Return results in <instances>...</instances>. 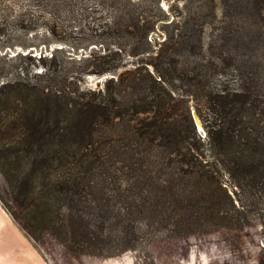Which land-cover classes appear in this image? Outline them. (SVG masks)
Listing matches in <instances>:
<instances>
[{"label": "trees", "instance_id": "obj_1", "mask_svg": "<svg viewBox=\"0 0 264 264\" xmlns=\"http://www.w3.org/2000/svg\"><path fill=\"white\" fill-rule=\"evenodd\" d=\"M91 1L108 14L96 16ZM27 3L0 13V32L39 19L47 30L91 24L90 43L131 47L79 71L40 55L43 69L0 83V203L47 264H120L127 251L135 264H163L161 250L170 264H223L197 256L206 237L240 252L247 227L264 219V0H183L153 49L136 0ZM86 73L109 76L91 88ZM179 95L196 102L203 134L186 106L173 115ZM43 235L58 254L42 249Z\"/></svg>", "mask_w": 264, "mask_h": 264}, {"label": "rangeland", "instance_id": "obj_2", "mask_svg": "<svg viewBox=\"0 0 264 264\" xmlns=\"http://www.w3.org/2000/svg\"><path fill=\"white\" fill-rule=\"evenodd\" d=\"M182 3L183 0H159L158 2L157 0H136V3L130 6V8L138 10L141 21L145 22L148 26L153 27L148 36L150 47H152V49L158 45L159 41L163 40L165 33L164 29H166V31L168 29L167 23L179 13ZM27 4V0H17L15 2L12 0H2L0 2V13L3 12L4 14V12L9 10H12V12L15 10L20 11L21 9L28 7ZM88 5L89 10L92 9L98 11V13L95 12L96 16L100 14L105 17L109 12L101 3L96 4L94 1H91ZM35 25L36 28L33 30H27L23 26L12 24L2 27L0 32V68L3 67L4 70L11 69L12 72L7 77H4L5 72L0 73V83L5 78L17 75L16 73L19 72L22 67L23 69H27L25 71H27L29 77L39 71L40 68L43 69V66L39 64L41 61L38 60L40 55L43 56L45 54L49 56L53 53L56 56L55 60L57 62L63 61L64 64H66V70L73 71L77 69L79 71L83 69H95L96 66H94L93 63L98 60L97 58H99V55L114 51L123 55L128 50H131V47L129 46L119 47L112 42L108 43L109 40H101L100 43H90L88 36L91 35V33H94L91 24L90 26L85 25L82 27L83 33L78 32V30L72 31L66 27H63L62 29L56 28L55 30H47L48 27H52V22L44 19H39ZM23 45L28 46L24 48L22 47ZM29 55L30 58L26 57ZM88 55V59L81 61V63L75 62L79 57L84 58ZM149 57L148 54H145L140 58L146 60L149 59ZM133 60V58L126 56L123 57L121 61L126 65L124 67H132L134 65L132 64ZM44 61L46 62V60ZM48 64H50V62H48ZM146 66L152 70L150 64H147ZM60 68L61 67H57V69ZM153 74L158 78L154 71ZM107 76H109V74L86 73L82 75L81 84L85 87L100 88ZM179 85H181V82L175 81V87H177L176 89L178 92H180ZM176 98L182 100L178 102V110H175V113L173 114L174 116H182L186 106L192 117L194 118L195 115L198 118L195 108L196 102L193 98L181 95L176 96ZM195 124L198 132L203 134L204 132L199 118L198 124L196 121ZM115 174L117 175L119 172L116 171ZM228 187L230 188L229 185ZM0 207L3 212H5L6 216H8L10 225L14 226L15 229H11V227L7 225V222L2 220L4 217L0 211V239L10 241H20L23 239L24 241L30 242L38 251L32 238L20 228L13 216L2 206L1 203ZM253 220L254 223L247 227L248 229L243 235L242 249L240 252L235 248L234 250H231L229 247L224 248L221 244H216L213 240L217 237H210L208 239L206 237L200 242V247H194L197 256L204 259L209 257L211 261L214 259L213 257H215L214 261H219L220 256H223V264H232L233 261L234 264H258L257 257L264 248V219L255 218ZM42 241L43 242L40 245L44 251L46 250L58 254L57 251H51L53 243H56L51 236L43 235ZM207 241L209 244H206ZM219 249L221 250L220 252H218ZM156 250L160 251L161 249L157 247ZM136 255H138V253L134 251H127L125 254L121 255L123 260L120 264H135L137 259ZM159 255L160 258L158 259L162 261L163 264H170L168 262L173 261L174 259V257L172 255L170 256L166 250H161ZM74 259L75 258H73V260L68 258L66 260L65 257L61 256L60 259H57V262L58 264H70V261L71 264H104V261L101 258L84 257L82 259H76L77 261ZM183 261L185 260L183 259Z\"/></svg>", "mask_w": 264, "mask_h": 264}, {"label": "crops", "instance_id": "obj_3", "mask_svg": "<svg viewBox=\"0 0 264 264\" xmlns=\"http://www.w3.org/2000/svg\"><path fill=\"white\" fill-rule=\"evenodd\" d=\"M3 221L10 225V220L0 207ZM0 264H47L41 254L28 241L21 239L20 241H10L0 239Z\"/></svg>", "mask_w": 264, "mask_h": 264}, {"label": "water", "instance_id": "obj_4", "mask_svg": "<svg viewBox=\"0 0 264 264\" xmlns=\"http://www.w3.org/2000/svg\"><path fill=\"white\" fill-rule=\"evenodd\" d=\"M194 118H195L196 123L198 124V118H197V116L194 115Z\"/></svg>", "mask_w": 264, "mask_h": 264}]
</instances>
